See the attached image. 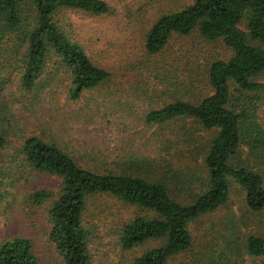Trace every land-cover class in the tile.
<instances>
[{
    "label": "rangeland",
    "instance_id": "obj_1",
    "mask_svg": "<svg viewBox=\"0 0 264 264\" xmlns=\"http://www.w3.org/2000/svg\"><path fill=\"white\" fill-rule=\"evenodd\" d=\"M106 14L65 9L55 21L80 44L90 60L110 73L99 86L76 99L67 96L65 75L40 91H23L10 68L0 69V128L9 142L0 154V241L24 236L33 243L40 264H63L49 238L48 209L57 198L58 176L33 169L24 160L21 145L37 136L55 142L80 166L98 171L125 170L163 180L171 195L184 203L200 191L206 175L203 153L212 132L189 118L163 124L145 122L151 109L174 100L197 102L211 94L207 69L231 50L221 39L209 40L197 30L173 33L156 54L144 49L145 35L161 14L179 10L192 0H103ZM243 28V27H242ZM264 126V103L259 110ZM5 132V133H6ZM246 163L264 179V148L243 147L233 163ZM227 200L188 225L189 248L166 264H260L264 257L246 253L248 236L264 238V207L250 210L242 188L228 178ZM46 190L42 204L32 200ZM138 209L109 194H96L87 203L84 226L91 264H131L161 240H148L123 250L120 227Z\"/></svg>",
    "mask_w": 264,
    "mask_h": 264
},
{
    "label": "trees",
    "instance_id": "obj_2",
    "mask_svg": "<svg viewBox=\"0 0 264 264\" xmlns=\"http://www.w3.org/2000/svg\"><path fill=\"white\" fill-rule=\"evenodd\" d=\"M65 9L92 14L110 11L103 0H0V69L8 66L19 77L23 91H40L66 75L67 96L76 100L110 77L55 21ZM194 30L206 39H221L231 50L229 58L214 60L207 69L211 94L197 102L174 100L145 116L150 124L189 118L212 132L203 153L206 175L190 202L175 199L160 178L83 167L55 142L37 136L24 139L21 153L26 163L61 181L60 192L48 209V235L63 264H91L84 215L96 194L112 195L139 211L120 227L123 250L148 240L162 241L131 264H166L171 256L189 248L188 225L227 200L228 178L242 188L250 210L264 207L263 177L246 163H233L243 147L250 152L264 148L259 116L264 103V0H192L154 20L145 35L144 49L156 54L171 34L188 35ZM5 80L9 79L0 76V81ZM6 131L0 128V154L9 142ZM49 196L48 191L39 190L32 200L42 204ZM245 251L264 257V238L248 236ZM0 264H40V260L30 239L14 236L0 241Z\"/></svg>",
    "mask_w": 264,
    "mask_h": 264
}]
</instances>
